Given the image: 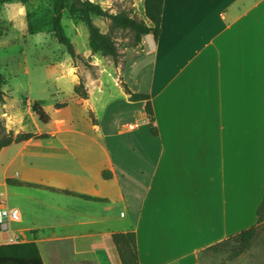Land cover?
Wrapping results in <instances>:
<instances>
[{"label":"crops","instance_id":"obj_1","mask_svg":"<svg viewBox=\"0 0 264 264\" xmlns=\"http://www.w3.org/2000/svg\"><path fill=\"white\" fill-rule=\"evenodd\" d=\"M110 84L116 91L98 115L94 91ZM125 87L150 97L155 135L145 101H130ZM87 94L84 129L59 119L35 134L48 138L12 144L6 168L18 165L0 201L20 220L0 246L34 242L43 264H122L112 236L134 232L140 264H198L203 249L256 226L264 0H164L158 39L143 36L117 81Z\"/></svg>","mask_w":264,"mask_h":264},{"label":"rangeland","instance_id":"obj_2","mask_svg":"<svg viewBox=\"0 0 264 264\" xmlns=\"http://www.w3.org/2000/svg\"><path fill=\"white\" fill-rule=\"evenodd\" d=\"M100 4L109 13L126 12L145 22L142 0H89ZM70 3L64 11L62 25L70 39L75 58H71L55 40L52 33V0H0V77L3 81L4 101L0 104V140L19 133H45L55 130V123L63 119L80 128L87 126L92 113L81 92L96 88L97 83L117 81L118 70L126 53L133 49V33L113 28L106 18L92 17L102 33L109 34L118 48L116 63L111 58L93 54L88 47V31L79 16L69 15ZM114 79V80H113ZM89 86V87H88ZM94 91L96 113L100 115L109 93ZM33 102L41 104L51 121L44 124L31 109ZM57 105H66L57 109ZM19 147L8 146L0 151V192L4 177L16 172L17 162L6 168L10 157ZM26 152H24L25 154ZM198 264H264V227L249 249L236 258L227 254H202Z\"/></svg>","mask_w":264,"mask_h":264},{"label":"trees","instance_id":"obj_3","mask_svg":"<svg viewBox=\"0 0 264 264\" xmlns=\"http://www.w3.org/2000/svg\"><path fill=\"white\" fill-rule=\"evenodd\" d=\"M25 1V0H23ZM53 14L51 17L52 33L57 43L62 46L66 53L75 58L76 54L70 39L66 36L62 25L64 11L70 3L69 15L71 17L79 16L82 23L86 26L88 31V47L93 54H100L104 58H111L116 63L118 58V48L109 34L102 33L100 29L94 25L92 17L106 18L110 21L111 26L122 31H129L133 33L132 48L137 47L141 43L143 36L151 34L157 40L161 31L162 12L164 0H144L143 19L131 16L126 12L116 14L109 13L100 4L93 3L89 0H52ZM3 81L0 77V104L4 101L5 93L2 90ZM82 85L75 87V94L81 99H88L87 92H81ZM125 92L132 102L145 101V112L149 121L151 134H156L154 126V113L150 97L143 94H133L127 87ZM66 105H57V109ZM32 111L36 117L44 124L50 122V117L45 112L43 107L38 102H33L31 105ZM48 138L47 135L36 136L33 133H19L17 135H8L6 138L0 140V151L12 144H20L30 139ZM109 172L103 173L104 179H110ZM7 184L18 187H38L32 184L21 183L8 179ZM62 193L72 195L71 192L61 191ZM88 200H96L87 196H81ZM257 224L255 227L241 232L238 235L232 236L220 243L209 246L199 252L198 259L202 254L225 253L229 259H233L241 255L244 251L250 248L254 240L259 235V232L264 227V199L259 205L257 212ZM114 245L118 251L122 264H140L137 252L136 236L134 232L118 233L112 236ZM0 264H43L40 252L37 245L32 243H14L0 246Z\"/></svg>","mask_w":264,"mask_h":264},{"label":"built area","instance_id":"obj_4","mask_svg":"<svg viewBox=\"0 0 264 264\" xmlns=\"http://www.w3.org/2000/svg\"><path fill=\"white\" fill-rule=\"evenodd\" d=\"M140 121L135 123L125 124L122 128L126 130H134L138 127ZM124 216V214H121ZM20 220V212L16 208H12L0 201V236L8 234L11 231L13 224H16ZM13 239H7V242H12ZM0 241V243H2Z\"/></svg>","mask_w":264,"mask_h":264}]
</instances>
